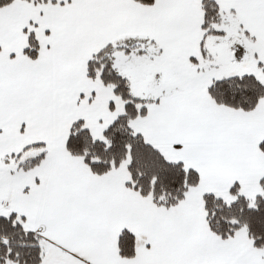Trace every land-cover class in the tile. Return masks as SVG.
<instances>
[{
  "label": "snow or ice",
  "instance_id": "6c2138e0",
  "mask_svg": "<svg viewBox=\"0 0 264 264\" xmlns=\"http://www.w3.org/2000/svg\"><path fill=\"white\" fill-rule=\"evenodd\" d=\"M0 264H264V0H0Z\"/></svg>",
  "mask_w": 264,
  "mask_h": 264
}]
</instances>
